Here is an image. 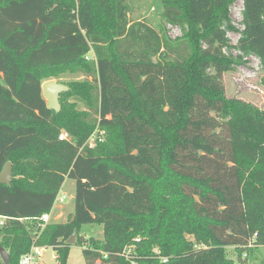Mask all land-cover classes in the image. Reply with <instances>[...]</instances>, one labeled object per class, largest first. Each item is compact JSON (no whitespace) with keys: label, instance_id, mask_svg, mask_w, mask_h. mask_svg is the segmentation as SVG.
<instances>
[{"label":"trees","instance_id":"16d2710c","mask_svg":"<svg viewBox=\"0 0 264 264\" xmlns=\"http://www.w3.org/2000/svg\"><path fill=\"white\" fill-rule=\"evenodd\" d=\"M234 1L160 0L164 23L184 32L175 43L164 26L132 21L128 0H0L8 264L34 245L68 264L74 233L87 264H237L227 248L239 258L264 248V110L227 98L223 82L240 64L228 32L264 70V0H243L240 31ZM67 73L84 80L67 83L56 113L42 85ZM95 132L106 136L92 148ZM66 179L74 212L43 230ZM83 225L102 226L103 241L82 237Z\"/></svg>","mask_w":264,"mask_h":264},{"label":"rangeland","instance_id":"374dc122","mask_svg":"<svg viewBox=\"0 0 264 264\" xmlns=\"http://www.w3.org/2000/svg\"><path fill=\"white\" fill-rule=\"evenodd\" d=\"M128 7L129 17L132 21L144 20L155 28L162 25L172 41L175 43L182 41L184 35L182 28L164 23L160 14V0H128ZM243 11V0H235L229 9L232 25L239 31L243 29ZM227 37L233 48L230 51L227 50L226 54L228 56L231 55L235 60L239 59L240 62V64H233L232 70L223 76L227 98L241 100L264 110V85L262 83L264 70L260 59L255 55H245L235 48L240 39L239 32H228ZM83 80L84 77L81 75L67 73L57 78L48 79L47 81H55L67 86V83ZM71 101H74V99H71ZM78 109L84 110V106L78 103ZM105 136L106 133H103L102 138L104 139ZM75 189V181L66 179L59 193V197L66 196L65 202H56L51 214V223H64L68 221L70 213L74 212L75 209ZM80 235L86 239L94 237L97 241H103V227L100 225H83L80 229ZM83 249L82 246L76 244L75 238L68 264H87L83 255ZM227 255L229 259L237 264H264V248L250 250L245 253L243 258H239L235 248L229 247L227 248ZM55 256L56 253L52 248H46L43 264H58ZM97 264H100V261Z\"/></svg>","mask_w":264,"mask_h":264},{"label":"water","instance_id":"95a60500","mask_svg":"<svg viewBox=\"0 0 264 264\" xmlns=\"http://www.w3.org/2000/svg\"><path fill=\"white\" fill-rule=\"evenodd\" d=\"M70 88L62 83H57L55 81H47L42 85V91L44 99L47 102L48 109L59 113L61 110L59 97L63 93L69 92ZM12 176H13V166L11 163H7L0 172V184L11 186L12 185ZM76 233L73 234L71 240L69 241L70 245H73L75 242ZM0 256L5 264L9 263V254L5 249H0Z\"/></svg>","mask_w":264,"mask_h":264},{"label":"built area","instance_id":"2783aa9c","mask_svg":"<svg viewBox=\"0 0 264 264\" xmlns=\"http://www.w3.org/2000/svg\"><path fill=\"white\" fill-rule=\"evenodd\" d=\"M102 134L101 133V137L97 140V137H96V132L92 135V137L90 138L89 142H88V145L90 147H95L97 141H102L103 138H102ZM67 138V135L66 134H62L60 135L59 139L60 140H64ZM65 198L66 196L64 197H57V201H59L60 203H64L65 202ZM56 204V203H55ZM51 213H45L44 215H42V217L39 219L40 223H41V227L42 228H45L47 225L51 224ZM0 224H3V220L0 219ZM45 249L46 248H43V247H38V246H33L31 251L24 255L21 259V262L20 264H43V258H44V253H45ZM134 248L133 247H130L129 249L126 250V253H127V256L132 254ZM104 258H108L107 255H104Z\"/></svg>","mask_w":264,"mask_h":264},{"label":"crops","instance_id":"0c3cea01","mask_svg":"<svg viewBox=\"0 0 264 264\" xmlns=\"http://www.w3.org/2000/svg\"><path fill=\"white\" fill-rule=\"evenodd\" d=\"M72 213H73V212H71L70 215H71ZM58 217H59V216H58ZM64 223H66V222H64ZM55 258H56V256H55Z\"/></svg>","mask_w":264,"mask_h":264}]
</instances>
